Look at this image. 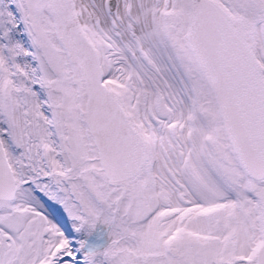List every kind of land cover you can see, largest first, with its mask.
Masks as SVG:
<instances>
[{
	"label": "snow or ice",
	"instance_id": "obj_1",
	"mask_svg": "<svg viewBox=\"0 0 264 264\" xmlns=\"http://www.w3.org/2000/svg\"><path fill=\"white\" fill-rule=\"evenodd\" d=\"M0 264H264V0H0Z\"/></svg>",
	"mask_w": 264,
	"mask_h": 264
}]
</instances>
